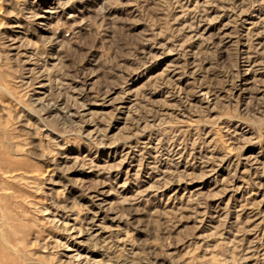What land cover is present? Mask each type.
Returning <instances> with one entry per match:
<instances>
[{
	"label": "rangeland",
	"instance_id": "1",
	"mask_svg": "<svg viewBox=\"0 0 264 264\" xmlns=\"http://www.w3.org/2000/svg\"><path fill=\"white\" fill-rule=\"evenodd\" d=\"M0 264H264V0H0Z\"/></svg>",
	"mask_w": 264,
	"mask_h": 264
}]
</instances>
